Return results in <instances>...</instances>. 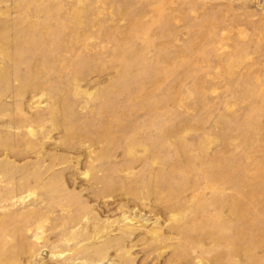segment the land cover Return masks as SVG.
<instances>
[{
	"label": "rangeland",
	"instance_id": "1",
	"mask_svg": "<svg viewBox=\"0 0 264 264\" xmlns=\"http://www.w3.org/2000/svg\"><path fill=\"white\" fill-rule=\"evenodd\" d=\"M0 264H264V0H0Z\"/></svg>",
	"mask_w": 264,
	"mask_h": 264
}]
</instances>
